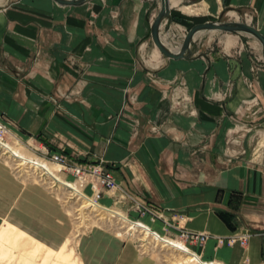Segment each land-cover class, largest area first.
Masks as SVG:
<instances>
[{
    "label": "crops",
    "instance_id": "obj_1",
    "mask_svg": "<svg viewBox=\"0 0 264 264\" xmlns=\"http://www.w3.org/2000/svg\"><path fill=\"white\" fill-rule=\"evenodd\" d=\"M182 2L170 0L169 16L183 11ZM199 2L214 12L255 9L263 33L264 0ZM159 3L0 0V120L16 137L39 136L73 161L105 160L123 190L158 206L174 225L210 235L195 245L202 260L264 264V148L254 147V133L240 137V147L230 143L241 124L264 141V66L226 43H192L187 58L164 56L148 36ZM57 92L73 93L55 104L48 96ZM220 212L232 215L233 227ZM6 224L20 264H43L71 237L56 198L0 160V231ZM154 224L163 229L162 220ZM244 231L245 245L218 242ZM78 252L81 264L149 263L98 228L79 237Z\"/></svg>",
    "mask_w": 264,
    "mask_h": 264
},
{
    "label": "rangeland",
    "instance_id": "obj_2",
    "mask_svg": "<svg viewBox=\"0 0 264 264\" xmlns=\"http://www.w3.org/2000/svg\"><path fill=\"white\" fill-rule=\"evenodd\" d=\"M184 2L178 3L176 7H182L183 11L177 10L176 15L172 16H167L165 17L160 25V37L164 38L168 43H170L172 46L177 47L180 45L182 42L185 34L187 31L190 29L191 26L197 23H203V22H233V21H238V22H244L248 23L254 27H257V18H256V11L255 9H251L250 11H242L238 10L235 8H223L219 9V11H212L209 9L206 10V6L202 5L199 0H183ZM187 1V2H186ZM184 5H189V6H184ZM160 6V3H159ZM175 7V6H174ZM155 16H150V21L152 18ZM263 33L264 30L262 29ZM203 34V35H202ZM204 44L203 46L205 47L206 44H209V47H215L218 48L219 46H223L225 43L227 44L226 46L230 47L232 49L237 50L239 46L242 45L243 48L248 50V52L252 55L254 61L258 63L259 65L264 66L263 61H262V53H261V45L260 42L254 38L252 35H249L244 32H226V31H221V30H209L205 29L202 30V32L195 38H193L191 44ZM180 47V46H179ZM156 48V47H155ZM158 51V49H157ZM159 52V51H158ZM38 55L39 53H35ZM73 92H67V93H61L57 92L56 94H52L48 96V99L57 104L58 102V97L63 96V97H71ZM43 111H46V108L43 109ZM5 115V114H4ZM7 121H9V117H7ZM251 125L244 124L242 126L238 125V127L234 128L232 130V135L234 140H232L233 145H236L240 147L241 145V138L249 137V135L253 136L254 134L257 136L259 140H254V147H257V149H263L264 148V141L262 138L258 137V134L256 133V130L254 132L251 129ZM9 129L11 130V127L9 126ZM8 129V130H9ZM256 129V128H255ZM254 133V134H252ZM236 134L240 135L236 138ZM254 135V136H255ZM3 138H0L3 143L5 144H12L15 146H20L21 149L25 151V153L32 157L36 158L38 160H45L49 164H55L53 161L49 159V155L46 154L45 150L46 149V143L42 141V139H39V136L35 137V139L38 142H35L31 139L30 136H26L25 134L22 135V137H16V132L13 131H8L2 136ZM19 143V144H18ZM41 143V144H40ZM243 144V142H242ZM49 149V148H48ZM1 152V151H0ZM3 155V156H2ZM6 155L8 154H1L0 155V160L5 162L13 171V173L16 175V177L20 180L26 181V182H33L36 185L42 186L45 188L49 194L54 196L56 200L62 205L66 211V214L70 220L71 224V233L68 236L73 235L74 230H75V224L77 219H75L74 213L71 211L72 210V203L75 200V198H66V194L63 195V193L58 192L56 189L58 188V183L53 182L52 185L46 183L43 180H38L35 177H32L30 175H24L22 168L23 167H15L14 164L10 163L7 161L5 158ZM104 163H106L105 160L100 158ZM99 159V160H100ZM11 164V165H10ZM64 171L58 170L57 175L63 179V180H68L74 182L73 178L71 176L64 174ZM66 173V172H65ZM44 183H43V182ZM118 186L114 190L110 192H116V197L115 194L112 197V200H108L109 202L107 203L106 201H97L99 203V206L104 208V209H109V210H115L119 211L122 213L128 220L130 221H140L146 225H148L153 231L159 233L161 236L165 238H171L175 240H180L185 246H187L193 253L198 255V252L196 251V247L194 243L187 242L183 239H181L179 236H177V233L174 231L172 232V229H165L164 226L162 225L163 229H159L157 226H155L154 222L156 220H151L150 216L148 214H143L139 209L136 207V203L139 202L142 199L135 198L133 195L130 194V192L123 190L119 183H117ZM51 187V188H50ZM116 190V191H115ZM85 194L89 197L91 193L87 192L85 190ZM86 195H84L86 198H88ZM90 199V198H89ZM107 203V204H105ZM238 208V206H237ZM73 214V215H72ZM90 218V219H89ZM87 217L86 222L88 224L90 223V227L88 229L85 228L84 232L80 233L77 237V242L75 245V253L77 257L79 258V252H78V240L79 237L86 232L98 228L101 230H106L107 232H111L114 235H119V238L123 240L124 242H127L131 244L132 249L134 251V255L136 256L137 260L141 259H147L148 264H179V262L172 260L173 257L178 254L176 253L173 249L168 248L167 246L162 247L160 242L156 243L155 246L151 244V238L148 236L146 238L147 240H139L136 237L133 236H126L122 235L114 225L111 224H95L91 223L94 219L92 215ZM231 220V219H230ZM75 223V224H74ZM165 232V234H164ZM149 244V245H148ZM157 246V247H156ZM151 247V248H149ZM33 248V247H32ZM149 248V249H148ZM11 253L9 258L4 260V263L1 264H20L22 257L21 255L18 257V263L16 262V250L17 247L16 245H10ZM151 249V250H150ZM43 253H39L37 257L40 258V256ZM172 258H171V257ZM199 256V255H198ZM13 257V258H12ZM200 257V256H199ZM38 258V260H39ZM37 259V258H36ZM172 260V261H171ZM202 260V259H201ZM204 261V260H203ZM180 264H185V263H180ZM220 264V263H219Z\"/></svg>",
    "mask_w": 264,
    "mask_h": 264
},
{
    "label": "bare ground",
    "instance_id": "obj_3",
    "mask_svg": "<svg viewBox=\"0 0 264 264\" xmlns=\"http://www.w3.org/2000/svg\"><path fill=\"white\" fill-rule=\"evenodd\" d=\"M201 32L202 30L197 31L194 34L193 38L197 37ZM161 39L162 42L171 50H179L180 45L174 47L164 38L161 37ZM0 151V155L8 154L5 158L8 162L14 164L15 167H23L22 170L24 175H30L37 178L38 180H43L50 185H52L53 182L58 183V188L56 189L58 192L63 193V195L66 194V198H71L72 196V198H75L71 206V211L74 213L75 219H77L76 224L74 223V233L62 246L57 249H52L47 258L43 261V264H81L75 257V245L78 235L84 232L85 228L88 229L90 227V223L88 224V222H86L90 219V215L94 217L91 223L102 225H106L109 223L111 225H114L122 235H126L129 237L133 236L141 241L147 240L146 238H148L149 236L151 238V244L153 246H155L156 243L160 242L162 247L167 246L168 248L173 249L178 254H176L172 260L179 262V264H219L201 260V258L197 254L193 253L180 240L165 238L159 233L153 231L148 225L140 221L128 220L119 211L104 209L99 206L98 202H92V200L89 199L88 196V198H86L84 196L85 194L76 197V195H78L81 191L78 189L74 182L63 180L57 175L58 170L60 169L57 164H49L45 160L32 158L33 156H28L25 151L20 148V146L18 147L12 144H5L1 139ZM87 217L89 219H87ZM8 229L9 225H7L5 228H2L0 231V262L6 260L10 254V250L6 243L7 236L9 234Z\"/></svg>",
    "mask_w": 264,
    "mask_h": 264
},
{
    "label": "built area",
    "instance_id": "obj_4",
    "mask_svg": "<svg viewBox=\"0 0 264 264\" xmlns=\"http://www.w3.org/2000/svg\"><path fill=\"white\" fill-rule=\"evenodd\" d=\"M6 132H8L7 124L3 120H0V138H3L2 136ZM44 150L46 154L49 155V159L60 167L59 170L73 176L75 185L81 191L76 197L84 195L85 186L88 185L91 190L89 198L92 202L97 203L103 192H110L117 188L118 184L113 177L111 170L107 168L106 164L101 159L95 162L80 163L71 160L70 157L63 152H51L47 147ZM136 207L143 214H148L151 220H162L163 226L166 230H176L177 236L187 242L202 245L210 236L207 233L193 231L184 228L183 226L174 225L172 222L165 219L162 211L153 203L140 200L136 203ZM249 236L250 232L244 231L231 234L225 238L218 237V242H226L229 245L238 242L241 245H245Z\"/></svg>",
    "mask_w": 264,
    "mask_h": 264
},
{
    "label": "water",
    "instance_id": "obj_5",
    "mask_svg": "<svg viewBox=\"0 0 264 264\" xmlns=\"http://www.w3.org/2000/svg\"><path fill=\"white\" fill-rule=\"evenodd\" d=\"M56 3L60 5H78L86 0H54ZM160 7L157 14L154 16L150 23V28L148 32V36L151 37L153 44L158 49V51L163 54L164 56L172 59H180V58H187L191 54L190 46L193 40L194 34L199 30H221L226 32H244L249 35H252L256 38L261 45V53H262V61L264 64V34L260 32L256 27L244 23V22H203L197 23L190 27V29L185 34L180 48L177 51L171 50L168 48L163 42L160 37V25L162 20L167 17L170 13V0H159Z\"/></svg>",
    "mask_w": 264,
    "mask_h": 264
},
{
    "label": "trees",
    "instance_id": "obj_6",
    "mask_svg": "<svg viewBox=\"0 0 264 264\" xmlns=\"http://www.w3.org/2000/svg\"><path fill=\"white\" fill-rule=\"evenodd\" d=\"M233 195V194H232ZM220 215L222 216V218L224 219V221L230 226L233 227V225L230 222V213L228 212H220ZM232 216V215H231Z\"/></svg>",
    "mask_w": 264,
    "mask_h": 264
}]
</instances>
